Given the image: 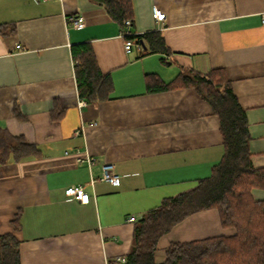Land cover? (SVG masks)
Instances as JSON below:
<instances>
[{
    "label": "crops",
    "instance_id": "obj_1",
    "mask_svg": "<svg viewBox=\"0 0 264 264\" xmlns=\"http://www.w3.org/2000/svg\"><path fill=\"white\" fill-rule=\"evenodd\" d=\"M132 3V31L161 32L167 52L126 54L122 28L91 0H0V26L15 29L0 36V128L41 153L0 165V235L17 237L21 264H117L132 249L137 221L222 160L220 119L210 105L193 88L148 92V75L170 83L191 71H224L246 110L252 164L264 168V0ZM154 7L166 14L163 23ZM71 15L84 27L68 25ZM82 44L112 79L109 101L79 97L72 48ZM107 163L118 186L102 181ZM77 186L88 204L66 196ZM253 196L264 201L262 190ZM234 235L217 210L199 212L160 239L155 260L163 263L174 242Z\"/></svg>",
    "mask_w": 264,
    "mask_h": 264
},
{
    "label": "trees",
    "instance_id": "obj_2",
    "mask_svg": "<svg viewBox=\"0 0 264 264\" xmlns=\"http://www.w3.org/2000/svg\"><path fill=\"white\" fill-rule=\"evenodd\" d=\"M91 1L104 7L122 30L125 20H130L133 26L132 0ZM14 31L13 25L0 26V36ZM127 40L142 46L139 57L168 51L159 31ZM72 57L80 99L88 104L111 100L112 79L101 72L92 46L73 47ZM146 81L148 92L193 88L220 119L224 155L208 178L198 180L196 185L176 196L165 198L137 221L133 246L124 264H264V201L253 196L254 190L264 191V168L256 169L252 164L246 110L234 95L224 71H191L170 83H164L156 75H148ZM59 116L60 113L54 114L55 119ZM40 155V150L27 144L24 138L12 136L0 128V165ZM208 210H217L222 227L235 230V235L171 243L165 261L157 263L155 256L160 239L190 216ZM14 224L15 230H19L20 214ZM0 264H21L20 242L13 234L0 235Z\"/></svg>",
    "mask_w": 264,
    "mask_h": 264
},
{
    "label": "built area",
    "instance_id": "obj_3",
    "mask_svg": "<svg viewBox=\"0 0 264 264\" xmlns=\"http://www.w3.org/2000/svg\"><path fill=\"white\" fill-rule=\"evenodd\" d=\"M42 1H52V0H42ZM153 17L158 23H163L166 20V14L162 11L158 10L156 7L153 8ZM68 25L73 28H82L85 25V19L82 16L71 15L68 17ZM262 22L264 25V15L262 16ZM124 30L121 32V37L124 39V49L126 54L133 53L134 49L141 50L142 46L136 44L134 40H127L128 37L132 36H139L142 34H136L132 31V22L130 20L124 21ZM85 103L82 101L80 102V106H84ZM88 165L92 166L95 163V159L89 158L87 160ZM102 181L110 183L113 186H118L120 183V176L115 172V166L113 164H105L102 166ZM93 182V181H92ZM94 184V182L92 183ZM66 196L72 197L83 204H88L90 201L89 194L84 190L83 187H70L66 190ZM130 222H136L134 217H131ZM117 263H125L126 259H118L116 260Z\"/></svg>",
    "mask_w": 264,
    "mask_h": 264
},
{
    "label": "water",
    "instance_id": "obj_4",
    "mask_svg": "<svg viewBox=\"0 0 264 264\" xmlns=\"http://www.w3.org/2000/svg\"><path fill=\"white\" fill-rule=\"evenodd\" d=\"M142 45H143V48H144V49H146V47L144 46V44H143V43H142Z\"/></svg>",
    "mask_w": 264,
    "mask_h": 264
}]
</instances>
